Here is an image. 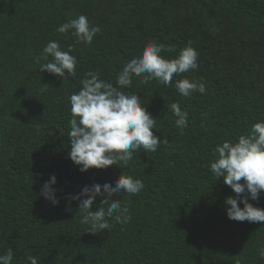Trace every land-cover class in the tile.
Returning a JSON list of instances; mask_svg holds the SVG:
<instances>
[{"label":"trees","instance_id":"obj_1","mask_svg":"<svg viewBox=\"0 0 264 264\" xmlns=\"http://www.w3.org/2000/svg\"><path fill=\"white\" fill-rule=\"evenodd\" d=\"M81 14L101 28L91 45L76 44L71 30L56 31ZM50 40L65 51L74 46V77L39 71L47 61L33 57ZM148 41L165 45V59L189 41L198 53V69L174 76L170 86L134 76L122 89L140 97L156 119L154 135L168 143L133 152L127 167L81 173L68 157L70 95L88 71L116 86L123 65ZM185 77L205 83L206 93L181 96L175 81ZM172 103L188 112L187 127H176ZM261 120L264 0H0V253L11 247L13 264H27L28 255L40 264H264V222L229 220L224 201L235 194L210 169L216 145L235 142ZM121 173L144 189L99 197L90 210L106 207L105 198L122 199L131 221L110 220V229L87 233L79 201L68 198ZM51 176L57 206L40 195ZM249 203L264 209V193Z\"/></svg>","mask_w":264,"mask_h":264},{"label":"clouds","instance_id":"obj_2","mask_svg":"<svg viewBox=\"0 0 264 264\" xmlns=\"http://www.w3.org/2000/svg\"><path fill=\"white\" fill-rule=\"evenodd\" d=\"M76 37L75 43L91 45L94 37L101 32L99 26L90 24L87 16L81 14L62 23L56 31L68 33ZM73 45L67 51L60 47L56 40H50L43 47L39 56L33 60L40 63L39 71L47 72L57 78L67 79L76 75L77 59L71 53ZM168 51L173 49L169 48ZM165 51L164 44L148 41L138 56L126 62L117 74L116 86L102 80L96 71H88L80 80L81 88L69 97L71 119L69 120L70 150L68 157L78 167L81 173L89 169L102 170L121 162L127 167L133 159V152L143 149L145 152H155L167 140L154 135L156 119L151 117L140 97L135 93H125L124 88H130L133 77H141L139 83L147 84L153 80L164 86L173 83V77L196 70L199 67L198 53L192 42L182 48L174 59H165L161 53ZM49 57L52 58L49 61ZM177 92L189 98L194 92L206 93V85L197 80L185 77L175 81ZM175 119V125L183 129L188 125V112L182 110L179 103L170 105ZM214 159L210 169L217 180L222 179L234 196L225 198L224 205L227 218L232 221L250 223L264 222V209L254 207L249 201H256L264 193V120L254 123L251 129L240 135L235 142L224 140L213 149ZM242 181V182H241ZM56 177L51 176L42 186L40 195L57 206L54 185ZM144 189L140 179H134L127 174H120L114 183L85 186L80 193L71 196V201H79L78 214L80 223L88 226L87 233H98L110 229L116 224L127 225L131 221L127 203L122 199H103V205L95 212L91 206L99 197H111L123 193L129 196L137 195ZM238 205H243L239 207ZM259 256L264 259V247L259 249ZM14 253L8 247L0 253V264H13ZM27 264H40L37 257H25ZM237 264H240L239 260Z\"/></svg>","mask_w":264,"mask_h":264}]
</instances>
